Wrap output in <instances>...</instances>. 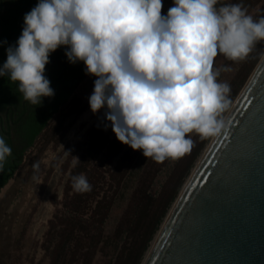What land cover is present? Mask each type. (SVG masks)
I'll return each mask as SVG.
<instances>
[{"label":"clouds","instance_id":"clouds-1","mask_svg":"<svg viewBox=\"0 0 264 264\" xmlns=\"http://www.w3.org/2000/svg\"><path fill=\"white\" fill-rule=\"evenodd\" d=\"M217 4L173 0L162 15V0H39L6 49L0 77L18 82L23 99L40 105L54 95L44 75L49 55L65 46L68 62L82 61L85 74L96 77L89 108L106 109L120 143L157 163L181 158L191 151V134L206 140L226 129L231 86L218 77L229 69H214V59L243 61L264 41V16ZM11 154L0 136V171ZM72 157L73 167L81 163ZM32 168L38 172L39 162ZM71 181L74 192L91 191L86 175Z\"/></svg>","mask_w":264,"mask_h":264},{"label":"trees","instance_id":"trees-1","mask_svg":"<svg viewBox=\"0 0 264 264\" xmlns=\"http://www.w3.org/2000/svg\"><path fill=\"white\" fill-rule=\"evenodd\" d=\"M241 4L251 12L255 0H219L216 6ZM39 0H0V67L7 59L6 49L15 45L24 26V16ZM162 4L165 2L162 0ZM263 10V9H262ZM264 16L259 12L253 18ZM66 47L61 46L49 55L44 75L54 90L52 97H43L40 105H31L18 91V82H11L7 76L0 77V136L11 147L3 171H0V192L15 177L27 154L47 132L55 117L68 107L78 87L87 79L82 61L68 62ZM264 51V41L258 42L248 57L241 63L235 77H242L239 86L230 94L231 101L237 89L250 72L256 58ZM234 79L230 86L236 82ZM105 124L108 127L105 128ZM55 127L53 128V130ZM194 134L191 151L181 157L173 169L175 184L171 176L158 196H152L150 186L155 173H160L164 163L151 158L142 171L137 187L110 234L104 233V226L119 193L118 188L127 176L134 154L129 155L127 145L120 143L113 134L111 125L105 119L97 120L84 134L80 143L79 161L70 172V178L84 174L91 191L74 192L72 181L62 205V212L56 217L48 233L47 245L51 264H92L96 249L113 246L117 250L115 264H140L151 240L159 229L168 208L175 200L190 164L198 156L203 144ZM179 172L180 164L188 159ZM117 160V161H116ZM114 166V167H113ZM114 182V183H113ZM102 184H105L102 185ZM103 249V248H102Z\"/></svg>","mask_w":264,"mask_h":264},{"label":"water","instance_id":"water-1","mask_svg":"<svg viewBox=\"0 0 264 264\" xmlns=\"http://www.w3.org/2000/svg\"><path fill=\"white\" fill-rule=\"evenodd\" d=\"M225 120L142 264H264V53Z\"/></svg>","mask_w":264,"mask_h":264},{"label":"rangeland","instance_id":"rangeland-1","mask_svg":"<svg viewBox=\"0 0 264 264\" xmlns=\"http://www.w3.org/2000/svg\"><path fill=\"white\" fill-rule=\"evenodd\" d=\"M255 1L256 6L251 15L254 16L257 12L264 15V0ZM164 2L165 4L161 10L162 15H166L168 9L173 6V0H164ZM230 3L231 1L227 2V4ZM255 19H258V16ZM263 53L254 61L246 79L237 89L232 102L253 72ZM243 61H230L222 54H218L214 59V69H220L225 66L229 69L228 71L220 72L218 82L230 84L234 79H237L231 85L230 94L241 82L240 79L242 77L236 78L235 73ZM95 79V76L88 75L87 79L76 90L68 107L61 111L57 118L55 117L47 132L27 154L15 177L1 190L0 264H51L50 255L47 251L50 238L48 233L53 228L52 223L57 220L56 217L61 214L62 205L67 195L66 192L70 189V172L73 169L72 156L79 158L80 143L84 134L97 120L105 119V108L100 109L95 114L89 108L88 97L93 92ZM54 127L55 129L53 130ZM193 136L194 133L191 134V138ZM210 139L203 144L198 156L190 164L180 189ZM126 149L129 151V155L136 153L128 167L126 178H124L120 188H118L119 193L105 223L104 233L106 235L112 232L117 220L125 210L133 190L137 187L147 160H149V158H145L142 155V150L134 151L128 145ZM69 150L70 155L65 156L64 151ZM179 159L165 160L164 167L160 169V173L157 175L155 173L149 188L152 196H158L161 190L163 191L164 185L170 176L172 177L171 180H173L171 185L175 184L179 173L177 171L175 177L172 173ZM188 160L189 158L180 164L179 172L186 166ZM35 162H39L40 165L38 172H35L32 168ZM102 185L105 186V184ZM100 246L101 244L96 249L92 264H115L117 250L113 246Z\"/></svg>","mask_w":264,"mask_h":264},{"label":"bare ground","instance_id":"bare-ground-1","mask_svg":"<svg viewBox=\"0 0 264 264\" xmlns=\"http://www.w3.org/2000/svg\"><path fill=\"white\" fill-rule=\"evenodd\" d=\"M210 141V140H209ZM205 152H206V150L204 151V153H202V154H200L201 156L200 157H198V160H197V162H196V166H198V164L200 163V161L202 160V158L204 157V155H205ZM195 168L196 167H193L192 168V172L194 173V171H195ZM191 173V172H190ZM190 176V175H189ZM188 176V179H187V181L184 183V185H183V187H182V189H181V191H183V189H184V187H185V185L187 184V182L189 181V179H190V177L192 176H190L189 177ZM179 198V197H178ZM177 198V199H178ZM176 199V198H175ZM177 199H176V201H177ZM176 201L173 203V204H171L172 206L170 207V209L168 210V212H167V215L165 216V218L163 219V221H162V223H161V225H160V227H159V229L157 230V232L155 233V235H154V237H153V239L151 240V242H150V244H149V247H148V249H147V251L145 252V254L143 255V258H142V260H141V263L140 264H142L143 263V261H144V259L146 258V256H147V254H148V252L150 251V249H151V247H152V245H153V243H154V241L156 240V238H157V236H158V234L160 233V231L162 230V227H163V225H164V223H165V221H166V219H167V217H168V215L170 214V212H171V210H172V208H173V206H174V204L176 203Z\"/></svg>","mask_w":264,"mask_h":264}]
</instances>
